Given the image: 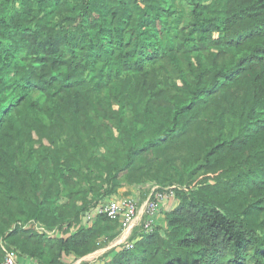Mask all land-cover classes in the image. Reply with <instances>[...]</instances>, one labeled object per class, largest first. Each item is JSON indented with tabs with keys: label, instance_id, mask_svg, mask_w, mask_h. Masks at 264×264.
Segmentation results:
<instances>
[{
	"label": "trees",
	"instance_id": "16d2710c",
	"mask_svg": "<svg viewBox=\"0 0 264 264\" xmlns=\"http://www.w3.org/2000/svg\"><path fill=\"white\" fill-rule=\"evenodd\" d=\"M186 2L0 0V264L3 244L40 264L92 252L122 223L87 211L173 144L166 227L96 264H264V0ZM108 141L98 177L83 157Z\"/></svg>",
	"mask_w": 264,
	"mask_h": 264
},
{
	"label": "rangeland",
	"instance_id": "374dc122",
	"mask_svg": "<svg viewBox=\"0 0 264 264\" xmlns=\"http://www.w3.org/2000/svg\"><path fill=\"white\" fill-rule=\"evenodd\" d=\"M235 0H209L211 5L218 6H229L234 3ZM174 7L176 12H171V17H175L177 15H182L185 17L186 12L188 11V3L186 0H174ZM170 16V15H169ZM186 18V17H185ZM129 110H125L124 114L128 115ZM114 144L112 141H108L106 143H99L96 147L93 148V152L97 155V161H89V157L91 152L86 153L83 159L87 160V164H89L90 169L93 170L94 175H98V177H103L105 174V165L111 159H118L113 151ZM71 152V149L69 148ZM186 152L177 144L167 145L161 147L158 150H155L153 153L149 155L140 156L135 164L123 171L120 177V184L116 188L115 192L107 197V199L120 198V197H134L138 200L140 206L146 201L154 187H161L164 185L166 188L174 187L178 185V182H174L173 184L169 183L167 180L170 175H172V170L168 166V160L172 162H179V158L181 154H185ZM65 169V168H64ZM83 170L86 171V166L83 167ZM213 175V172L207 171L201 174V178H209ZM97 180V179H96ZM101 183V179H98ZM168 184H162V183ZM88 182L83 180L81 184L77 187L82 188V190L73 196L77 201L76 203L82 204L83 202H87L88 199L92 197L91 191L88 189ZM164 189V188H163ZM68 199L66 195V190L64 194L59 199V203H62ZM175 196H170L167 200L161 202L162 210L154 217V227H166L165 222V212L167 209L173 207L175 203ZM264 213L261 211L256 214L257 220H261L263 218ZM147 220L146 215L142 219L141 223L135 226L132 231L131 228L123 232L122 229H110L105 232V237L102 241L96 246V248L87 254L74 258V256H69L67 261L69 264H96L97 262H102L111 256L110 252L114 250H118L126 245L124 242H120L124 240V237L130 233V237L128 238L134 240L141 231L146 230L145 226H143ZM60 231L57 230V233ZM132 234V236H131ZM86 256V257H85Z\"/></svg>",
	"mask_w": 264,
	"mask_h": 264
},
{
	"label": "built area",
	"instance_id": "2783aa9c",
	"mask_svg": "<svg viewBox=\"0 0 264 264\" xmlns=\"http://www.w3.org/2000/svg\"><path fill=\"white\" fill-rule=\"evenodd\" d=\"M175 187V186H174ZM174 187L164 188L163 190L157 187L153 188V191L143 203L142 206L139 205L138 200L134 197H120L107 199L102 201L93 210L87 211L85 219L91 221L95 218L97 213H106L112 219H119L122 223V231L126 232L131 227V230L142 221L144 215H146L147 220L144 223L145 228L151 229L154 224V217H156L157 212L161 209V202L167 200L170 196H174ZM35 226L39 230H45L49 234L54 231L44 228L38 224H33L32 222L25 223L24 226ZM130 233L124 237V242L126 245L130 246L128 238ZM4 249V259L2 264H18V253L15 249L10 248L6 245H2Z\"/></svg>",
	"mask_w": 264,
	"mask_h": 264
},
{
	"label": "crops",
	"instance_id": "0c3cea01",
	"mask_svg": "<svg viewBox=\"0 0 264 264\" xmlns=\"http://www.w3.org/2000/svg\"><path fill=\"white\" fill-rule=\"evenodd\" d=\"M18 264H40V263H38L37 260L33 257L26 255H18Z\"/></svg>",
	"mask_w": 264,
	"mask_h": 264
}]
</instances>
